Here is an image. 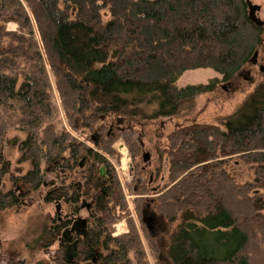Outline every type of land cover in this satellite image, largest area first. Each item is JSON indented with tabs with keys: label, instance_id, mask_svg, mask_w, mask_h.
Wrapping results in <instances>:
<instances>
[{
	"label": "trees",
	"instance_id": "trees-1",
	"mask_svg": "<svg viewBox=\"0 0 264 264\" xmlns=\"http://www.w3.org/2000/svg\"><path fill=\"white\" fill-rule=\"evenodd\" d=\"M10 22L18 30H7ZM263 38L247 0H0V186L7 176L12 182L0 193V210H20V197L47 184L53 191L44 201L52 204L71 190L98 191L99 216L81 242L84 264H97L98 246L100 264H149L134 224L113 236L128 204L109 156L119 162L112 145L123 138L138 160L142 124L175 118L159 153L169 159L165 186L157 193L143 187L133 200L140 218L153 211L168 225L165 245L144 229L155 264H264V160L253 182H239L230 166L237 155H264V80L215 123L189 117L199 96L254 60ZM198 68L220 77L179 86ZM50 74L71 129L91 130L90 142L108 154L63 125ZM14 128L27 135L22 160L31 167L24 175H13L5 156ZM72 180L82 186L72 189ZM20 184L28 188L18 197ZM57 218L55 211L43 220L33 254L60 245Z\"/></svg>",
	"mask_w": 264,
	"mask_h": 264
},
{
	"label": "rangeland",
	"instance_id": "rangeland-1",
	"mask_svg": "<svg viewBox=\"0 0 264 264\" xmlns=\"http://www.w3.org/2000/svg\"><path fill=\"white\" fill-rule=\"evenodd\" d=\"M254 4L260 5L261 9L257 15L264 21V0H251ZM7 30H18V24L10 22L7 24ZM51 81L59 106L62 123L67 130L74 133L79 140L89 142L100 153H106L100 150L93 141L90 142L91 130H86V134L74 132L68 124L66 114L63 110L60 95L57 93L56 83L53 75ZM220 77V74L210 68H198L186 71L179 79V86L189 84L206 83L210 79ZM264 80V38L261 49L252 62L245 66L239 75L232 81L223 83L220 88L209 94L201 95L197 98L196 108L190 114V118L195 123H215L220 117L231 114L242 102L247 93L251 92L255 86ZM161 125L158 120L152 123H144L140 127L142 131V150L139 152L138 160H134L128 145L123 138H118L112 145L119 156V162L112 156L110 161L113 164L120 183V188L125 194L128 204V213L125 218L115 222L112 225L113 236L126 234L132 231L131 223L138 230L144 244L149 264H155L154 258L146 240L145 230L151 232L159 244L167 243L168 225L158 214L153 211L144 213L139 217L136 205L133 200L140 195V190L147 187L150 192L157 193L167 182L169 159L166 156L159 155L160 149H165L167 135L176 127V119L163 118ZM182 122V120H181ZM124 126V125H123ZM98 135L95 136L96 139ZM27 139L25 132L14 128L9 131L6 137L5 156L11 162V173L13 175H24L31 167L29 161L22 160L23 143ZM98 141V140H97ZM103 142L98 144L102 147ZM104 145V144H103ZM108 156V155H107ZM264 160V155L254 153L253 155H237L231 160V171L239 182H253L256 175V167L259 161ZM137 161V162H136ZM26 185L20 184L19 189L23 191ZM12 188V182L9 177L3 179L0 186V193L6 192ZM140 188V189H139ZM48 187H43L37 192H32L23 199L27 203L17 210L16 207L0 210V264H37L40 259H45L49 264H63V249L59 244H53L43 250L36 248L34 255H31L30 245L34 244L35 239L39 238L40 229L46 228L47 216L56 211V204L45 202ZM19 191V190H18ZM22 203V201H21ZM61 204V203H59ZM60 217L67 212L63 204L58 208ZM85 213V212H84ZM85 215V214H84ZM143 215V214H142ZM141 215V216H142ZM143 219L145 221L143 222ZM150 224V228L147 226ZM42 232V231H41ZM49 237H47V240ZM46 241V236L45 240ZM51 242V241H50ZM53 242V241H52ZM51 242V243H52ZM160 245V246H161ZM43 246V245H41ZM49 255H54L55 260ZM63 262V263H62Z\"/></svg>",
	"mask_w": 264,
	"mask_h": 264
},
{
	"label": "flooded vegetation",
	"instance_id": "flooded-vegetation-1",
	"mask_svg": "<svg viewBox=\"0 0 264 264\" xmlns=\"http://www.w3.org/2000/svg\"><path fill=\"white\" fill-rule=\"evenodd\" d=\"M7 160H9L6 157ZM80 165L83 166V163H80ZM69 167V166H68ZM64 174L68 173V170L62 169ZM75 173L80 174L82 176L84 174L82 169L76 168L74 170ZM52 174L48 175V183H52ZM68 181V180H67ZM69 183V182H68ZM73 184H68L71 186L72 189H74V185H81L82 182L72 180ZM47 184V183H46ZM48 187L47 193L45 198L48 196V194H51L53 191L52 185L45 186ZM28 187H25L23 191L19 189V186L17 187V191L19 190L20 193H18V197H20L25 191H27ZM7 192V191H6ZM102 192L104 190L102 189ZM71 195L70 197L67 196V198L64 200L57 199L56 200V206L59 207L61 204H63V208L65 207V210L67 211L65 215H62L60 217L59 209L56 208V212L58 214V221L60 224H62L63 228L61 230V237L59 238V243L60 246H62L63 249V258H64V264H84V260L82 255V249H81V242L83 238L87 235L88 233V223L90 219L94 220L99 216L98 214V204H99V199L100 195L98 191H94L91 194H88L86 189L82 187V192L77 194V191L71 190L70 191ZM77 194V195H75ZM27 196V195H26ZM20 197L22 204L27 205V203H23V199L26 198ZM44 198V199H45ZM77 202H73V201ZM61 203V204H59ZM85 212V213H84ZM85 214V215H84ZM51 215V214H50ZM50 226L51 224L48 223ZM76 245V256L72 257V251L73 247ZM95 251L97 252V257H94L93 261H95L97 264H100V254L104 253L102 250L101 246L96 247ZM31 255H34L32 252H30ZM70 261V262H69Z\"/></svg>",
	"mask_w": 264,
	"mask_h": 264
},
{
	"label": "water",
	"instance_id": "water-1",
	"mask_svg": "<svg viewBox=\"0 0 264 264\" xmlns=\"http://www.w3.org/2000/svg\"><path fill=\"white\" fill-rule=\"evenodd\" d=\"M247 3L249 6V15H250L251 20L259 26H264V21L257 15L258 11L261 9V6L254 4L251 0H247ZM256 55H257V52L255 54V57ZM76 248H77L76 245H74L73 251H72V257L76 256Z\"/></svg>",
	"mask_w": 264,
	"mask_h": 264
}]
</instances>
